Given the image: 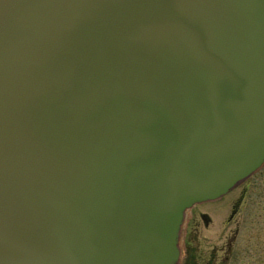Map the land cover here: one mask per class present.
I'll use <instances>...</instances> for the list:
<instances>
[{
  "label": "water",
  "instance_id": "1",
  "mask_svg": "<svg viewBox=\"0 0 264 264\" xmlns=\"http://www.w3.org/2000/svg\"><path fill=\"white\" fill-rule=\"evenodd\" d=\"M263 162L264 0H0V264H178Z\"/></svg>",
  "mask_w": 264,
  "mask_h": 264
},
{
  "label": "rangeland",
  "instance_id": "2",
  "mask_svg": "<svg viewBox=\"0 0 264 264\" xmlns=\"http://www.w3.org/2000/svg\"><path fill=\"white\" fill-rule=\"evenodd\" d=\"M244 184L247 196L235 222L221 225L230 216L229 202L233 195L207 206L197 205L186 211L179 237V264H184L185 248H220L231 245L240 254V262L234 264H264V164ZM237 194V193H236ZM208 213L212 224L207 230L199 227V214ZM236 253V254H237Z\"/></svg>",
  "mask_w": 264,
  "mask_h": 264
},
{
  "label": "flooded vegetation",
  "instance_id": "3",
  "mask_svg": "<svg viewBox=\"0 0 264 264\" xmlns=\"http://www.w3.org/2000/svg\"><path fill=\"white\" fill-rule=\"evenodd\" d=\"M237 193V194H236ZM233 200L229 202L230 207V216L227 218L226 222H222L221 225H230L233 224L241 211L245 198L247 196V187L246 184H242L237 189L233 190L226 196L222 197L219 200L209 202L215 203L222 199H226L227 196L233 195ZM209 203H203L202 206H207ZM200 226L199 224L194 225V230L192 234H196L199 231V227H202L203 230H207L209 225L212 224L211 218L208 213L199 214ZM232 250L231 245L225 246V249L222 248H211V249H202L198 247L194 248H185L184 255V264H234L240 262V254Z\"/></svg>",
  "mask_w": 264,
  "mask_h": 264
}]
</instances>
